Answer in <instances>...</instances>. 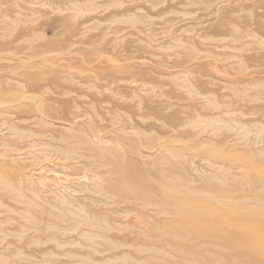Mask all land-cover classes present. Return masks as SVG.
Returning a JSON list of instances; mask_svg holds the SVG:
<instances>
[{
    "label": "rangeland",
    "instance_id": "rangeland-1",
    "mask_svg": "<svg viewBox=\"0 0 264 264\" xmlns=\"http://www.w3.org/2000/svg\"><path fill=\"white\" fill-rule=\"evenodd\" d=\"M0 181V264H264V0H0Z\"/></svg>",
    "mask_w": 264,
    "mask_h": 264
},
{
    "label": "bare ground",
    "instance_id": "bare-ground-1",
    "mask_svg": "<svg viewBox=\"0 0 264 264\" xmlns=\"http://www.w3.org/2000/svg\"><path fill=\"white\" fill-rule=\"evenodd\" d=\"M28 119V118H27ZM8 121V120H7ZM5 124V121L3 122ZM8 123V122H7ZM12 124V123H11ZM7 129L11 130V131H14L16 132L15 130L17 129H14L13 128V125H10L8 123L7 125ZM247 133V131H245ZM10 133V132H9ZM22 133V132H21ZM16 134H20L17 130V133ZM31 135L33 136H41V134H37V133H32ZM18 136V135H17ZM12 137V136H10ZM18 138V137H17ZM14 139V138H13ZM16 139V138H15ZM23 140V139H22ZM15 141V140H14ZM19 142V140H18ZM43 146H47V143H43ZM74 150V149H73ZM25 151V150H24ZM5 154V153H4ZM63 154V153H62ZM61 154V155H62ZM67 155H69V152H67ZM4 156V155H3ZM71 157V156H70ZM6 183H7V186H6ZM151 183V182H150ZM154 183V182H152ZM0 186H3L4 190H6V192H10L12 193L11 195L15 196V197H19L21 196L20 193H18L16 190H11L9 191V186H8V182L7 181H0ZM134 187V186H133ZM2 189V188H1ZM135 189V194L136 196L138 197H143V191L138 189V188H134ZM82 191H85V192H89L93 195H100L101 192H100V189L98 186H94V185H90V186H86V187H83V190ZM54 199H57V201L59 202L58 206L56 205H53L52 206L54 208H56L57 210L61 211L62 213H71V222L72 223H75L74 221V215H77L76 213H85L87 208L78 200H74V199H71V200H60L58 197L54 196ZM137 199V197H136ZM101 202V201H99ZM2 208V205L0 204V209ZM258 211V210H257ZM247 218V217H246ZM175 221V223H179L182 221V219H173ZM262 220V219H261ZM174 223V222H172ZM244 223V222H243ZM89 224V223H88ZM244 225V224H243ZM97 227L94 226V225H87V230H90V229H96ZM48 230H54L55 231V227H48L47 228ZM264 231V230H263ZM232 232L233 233H238V231L236 229H233L232 227ZM87 233V231H86ZM56 234H53L49 237V240L52 241V242H55V243H58V238L55 236ZM77 235H84V234H80L79 232H77ZM88 237V236H87ZM188 238H194V236H188L187 238H184L180 243L182 244H185L186 241L188 240ZM181 239V238H180ZM75 242L73 243L72 246H74ZM263 244L262 242H257V246ZM63 245H70L69 242H65L63 244H59V247L63 248L62 246ZM157 254H159L158 258L160 259L159 264H170L169 262H166L165 260V256H167V252L165 251H158ZM183 254V253H182ZM181 254V255H182ZM77 254H74L72 252H66L64 253V257L67 258V259H73V258H77ZM85 260H90L88 256H84ZM110 264H125V263H128V264H149V260L148 259H142V260H137V259H134L131 255L129 254H126V253H123L121 255H118L115 259H110ZM91 262V261H90Z\"/></svg>",
    "mask_w": 264,
    "mask_h": 264
}]
</instances>
